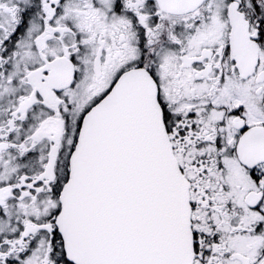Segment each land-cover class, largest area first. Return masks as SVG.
<instances>
[{
    "label": "snow or ice",
    "instance_id": "snow-or-ice-1",
    "mask_svg": "<svg viewBox=\"0 0 264 264\" xmlns=\"http://www.w3.org/2000/svg\"><path fill=\"white\" fill-rule=\"evenodd\" d=\"M0 264H264V0H0Z\"/></svg>",
    "mask_w": 264,
    "mask_h": 264
}]
</instances>
